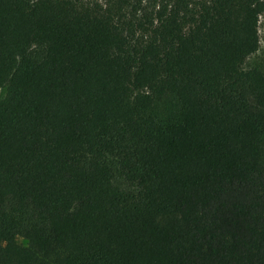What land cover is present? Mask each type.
Listing matches in <instances>:
<instances>
[{
	"label": "trees",
	"instance_id": "trees-1",
	"mask_svg": "<svg viewBox=\"0 0 264 264\" xmlns=\"http://www.w3.org/2000/svg\"><path fill=\"white\" fill-rule=\"evenodd\" d=\"M264 0H0V264H264Z\"/></svg>",
	"mask_w": 264,
	"mask_h": 264
},
{
	"label": "rangeland",
	"instance_id": "rangeland-1",
	"mask_svg": "<svg viewBox=\"0 0 264 264\" xmlns=\"http://www.w3.org/2000/svg\"><path fill=\"white\" fill-rule=\"evenodd\" d=\"M259 29H260V38H261L260 48L257 51V53H255L254 55L248 58L246 62L247 66L253 64L256 60L264 56V12L262 13L260 17ZM4 93H5V88L0 91V98L4 95Z\"/></svg>",
	"mask_w": 264,
	"mask_h": 264
}]
</instances>
